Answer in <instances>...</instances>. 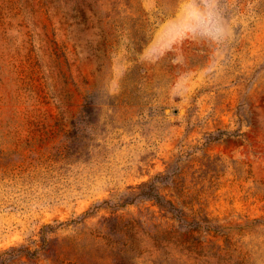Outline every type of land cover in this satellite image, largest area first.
<instances>
[{"label": "rangeland", "instance_id": "374dc122", "mask_svg": "<svg viewBox=\"0 0 264 264\" xmlns=\"http://www.w3.org/2000/svg\"><path fill=\"white\" fill-rule=\"evenodd\" d=\"M0 264H264V0H0Z\"/></svg>", "mask_w": 264, "mask_h": 264}, {"label": "clouds", "instance_id": "9594fccd", "mask_svg": "<svg viewBox=\"0 0 264 264\" xmlns=\"http://www.w3.org/2000/svg\"><path fill=\"white\" fill-rule=\"evenodd\" d=\"M206 35L211 37L212 39H217L218 38V34L206 33Z\"/></svg>", "mask_w": 264, "mask_h": 264}, {"label": "trees", "instance_id": "16d2710c", "mask_svg": "<svg viewBox=\"0 0 264 264\" xmlns=\"http://www.w3.org/2000/svg\"><path fill=\"white\" fill-rule=\"evenodd\" d=\"M147 193H152V194H153V187H151V191H150V192H147ZM192 230H193V229L186 230V231L184 232V234H187V233H188V234H189V233L191 234Z\"/></svg>", "mask_w": 264, "mask_h": 264}]
</instances>
